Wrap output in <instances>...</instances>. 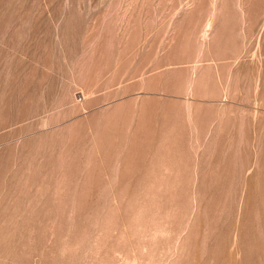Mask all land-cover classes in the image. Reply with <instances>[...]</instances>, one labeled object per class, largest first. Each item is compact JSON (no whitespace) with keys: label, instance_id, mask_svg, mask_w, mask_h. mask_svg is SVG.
Returning <instances> with one entry per match:
<instances>
[{"label":"rangeland","instance_id":"obj_1","mask_svg":"<svg viewBox=\"0 0 264 264\" xmlns=\"http://www.w3.org/2000/svg\"><path fill=\"white\" fill-rule=\"evenodd\" d=\"M263 16L0 0V264H264Z\"/></svg>","mask_w":264,"mask_h":264},{"label":"bare ground","instance_id":"obj_2","mask_svg":"<svg viewBox=\"0 0 264 264\" xmlns=\"http://www.w3.org/2000/svg\"><path fill=\"white\" fill-rule=\"evenodd\" d=\"M200 3H201V2H200ZM202 4H203V2H202ZM210 5L212 6V5H215V4H214V2H212V3H210ZM200 6L204 7V6L201 5V4L199 5V7H200ZM202 7H200V8H202ZM204 8H205V7H204ZM204 8H202V9H204ZM211 8H212V7H211ZM242 8H244V7H242ZM205 9H206V8H205ZM210 11H211V10H210ZM245 12L247 13L246 10H245ZM208 13H209V12H208ZM210 14H211V13H210ZM244 15H245V14H244ZM209 17H211V16H209ZM263 17H264V16H263ZM212 18H213V17H212ZM212 18H209V19H206V18H205L206 20H205V21L203 20L204 22H203L202 25H200V26H198V24H197L198 29H196V32H197L196 35H195L196 32L194 33V31L192 30L193 28H195V26H194L195 24H193V25H191V26L189 25L190 28H191L192 26H194V27L191 28L190 30H191V32H193L192 34H194V37L197 36V37H196V38H198V42H197L198 44H197V45H199V46H201V47H202L203 45L205 46V43H206V41H207V40H206V39H207L206 37L208 36V33H209V31H210L209 29H210V27H211V23H212V22H211V19H212ZM244 20L246 21V18H245ZM223 22H224V21H223ZM247 22H248V20H247ZM247 22H246V23H247ZM244 23H245V22H244ZM246 23H245L244 26H246ZM196 38H194V39H196ZM196 40H197V39H196ZM196 40H195V41H196ZM185 44H187V42H186ZM189 44H190V43H189ZM216 44L218 45V42H215V46H216ZM220 44H222V42H220ZM197 45H196V48H197ZM222 45H223V44H222ZM222 45H220V46H222ZM183 46H184V45H183ZM218 46H219V45H218ZM220 46H219V48H221ZM188 47H191V46L189 45ZM216 47H217V46H216ZM182 48H183V51H184L185 53H188V52H189V51H187L188 48H187L186 46H185V47H182ZM199 48H200V47H199ZM199 48H198V49H199ZM219 48H218V49H219ZM218 49H217V50H218ZM200 50H201V49H200ZM219 51H220V49H219ZM220 52H221V51H220ZM198 53H199V52H198ZM198 53H196V54H198ZM213 53H217L215 56H217V55H219V56H220V55H223V58L226 57V55H227V54H226V55L224 56L223 53H227V52H223V51H222V54L218 53V51L213 52ZM229 54H230V53H229ZM229 54L227 55V58L229 57ZM198 56H199V55H198ZM210 56H212V55H210ZM219 56H217V57L220 58ZM187 57H188V56H187ZM212 57H213V56H212ZM212 57H211V58H212ZM217 57H216V61H217ZM223 58L221 57V59H223ZM230 58H231V56H230ZM232 58H233V56H232ZM188 59H189V58H188ZM211 60H214V59L212 58ZM218 60H219V59H218ZM194 61H195V60H194ZM193 67H194V66H193ZM210 77H211V76H210ZM205 81H206V80H205ZM206 82H207V81H206ZM206 82H205V83H206ZM208 83H209V82H208ZM221 83H222V82H221ZM203 84H204V82H203ZM206 84H207V83H206ZM213 84H214V82H213ZM189 85H190V84H189ZM189 85H188V86H189ZM209 85H211V84L209 83ZM209 85H208V86H209ZM222 85H223V84H222ZM226 85H227V83H226ZM193 86H194V84H193ZM200 86H202V85H200ZM215 86H216V84H215ZM223 86H224V85H223ZM205 87H207V85H205ZM217 87H218V86H217ZM190 88H191V87H190ZM218 88H219V87H218ZM220 88H221V87H220ZM220 88H219V89H220ZM211 89H212V88H211ZM216 89H217V88L215 87V90H216ZM232 89H233V87H231V90H232ZM205 90H206V89H205ZM212 90H214V89H212ZM215 90H214V91H215ZM221 90H222V91H221L222 94L226 96V93H227V90H228L227 86H224ZM229 90H230V88H229ZM80 91H81V95L85 96V91H84V89L81 90V88H80ZM209 91H210V89L207 91V93H208ZM214 91H213V92H214ZM218 91L220 92V90H218ZM218 91L216 90L217 93H218ZM205 92H206V91H205ZM213 92L210 93V94H213ZM216 92H215V93H216ZM221 92H220V93H221ZM228 92H229V91H228ZM230 92H231V91H230ZM208 94H209V93H208ZM213 95H214V94H213Z\"/></svg>","mask_w":264,"mask_h":264}]
</instances>
